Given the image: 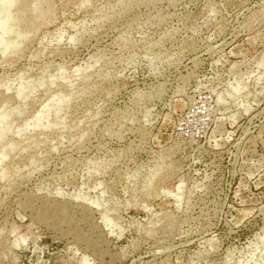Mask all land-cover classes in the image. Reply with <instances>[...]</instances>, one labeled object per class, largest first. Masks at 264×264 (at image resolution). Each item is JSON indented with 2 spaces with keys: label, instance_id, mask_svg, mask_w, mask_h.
<instances>
[{
  "label": "rangeland",
  "instance_id": "rangeland-1",
  "mask_svg": "<svg viewBox=\"0 0 264 264\" xmlns=\"http://www.w3.org/2000/svg\"><path fill=\"white\" fill-rule=\"evenodd\" d=\"M9 1L0 264H264V0Z\"/></svg>",
  "mask_w": 264,
  "mask_h": 264
},
{
  "label": "bare ground",
  "instance_id": "bare-ground-1",
  "mask_svg": "<svg viewBox=\"0 0 264 264\" xmlns=\"http://www.w3.org/2000/svg\"><path fill=\"white\" fill-rule=\"evenodd\" d=\"M12 3L9 0H3L0 2V9L2 10L1 14L5 15V18L2 22L4 28L9 24V18L7 16V11L11 8ZM10 11V10H9Z\"/></svg>",
  "mask_w": 264,
  "mask_h": 264
}]
</instances>
